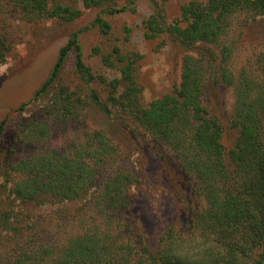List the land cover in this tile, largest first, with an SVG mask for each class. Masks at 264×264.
Listing matches in <instances>:
<instances>
[{
	"label": "trees",
	"instance_id": "trees-1",
	"mask_svg": "<svg viewBox=\"0 0 264 264\" xmlns=\"http://www.w3.org/2000/svg\"><path fill=\"white\" fill-rule=\"evenodd\" d=\"M120 1L82 3L84 8L105 6L104 11L114 14L134 10L137 0H124L122 5ZM168 1L150 0L153 11L144 20V36L169 35L185 50L180 82L171 92L144 103L136 74L142 55L123 53L118 46L103 58L115 75H94L75 33L60 48L48 78L32 99L50 94L45 109L58 118L80 119L82 109L92 103L128 126L143 128L170 148L201 206L187 221L172 222L157 238L147 236L132 210L130 190L139 177L118 163L110 137L96 129L68 149L31 150L5 164L14 175L8 182L16 200L38 205L82 202L76 219L85 218L93 206L102 224H86L62 243H47L38 220L26 215L24 224L21 210L0 209V264H264V51L256 55L253 67L242 66L235 73L229 65L232 47L222 41L241 13L264 14V0H187L179 19L171 21L165 12ZM9 9L27 21L45 16L75 19L82 13L58 0H0V14ZM93 25L105 35L111 31L110 22L100 14ZM6 26L7 19L0 16V62L11 45ZM71 49L76 52L77 76L85 84L97 79L104 84L105 95L91 88L84 96L56 84ZM209 83L233 89L228 119L238 131L233 147L222 142V120L204 102ZM53 87L57 89L52 91ZM13 127L10 144L14 145L35 146L48 133L44 123L23 116Z\"/></svg>",
	"mask_w": 264,
	"mask_h": 264
},
{
	"label": "rangeland",
	"instance_id": "rangeland-1",
	"mask_svg": "<svg viewBox=\"0 0 264 264\" xmlns=\"http://www.w3.org/2000/svg\"><path fill=\"white\" fill-rule=\"evenodd\" d=\"M58 1L81 9V15L75 19L45 16L38 21H27L13 9L0 14L7 19L6 27L11 38L6 59L0 62V122L4 123L5 129L0 136V209L21 210L24 224L28 222L26 215L31 217L30 220H38L42 239L47 243H62L81 232L86 224L101 225L96 213L98 210L93 206L84 213L85 218L76 219V209L82 202L48 201L38 205L16 200L9 191L11 182H8L14 175L9 173L5 162L17 160L31 150L68 149L74 143L84 142L88 132L102 129L117 148L118 163L138 175V185L130 190L133 214L143 232L150 238H157L175 220L187 221L202 204L193 194L190 181L170 148L152 139L143 128L128 126L92 103L82 109L80 119H62L45 109L52 97L50 94H42L36 99L32 97L48 78L60 48L75 33L85 64L97 76L115 75L114 69L110 68V64L107 67L103 58L116 46L123 53L135 51L142 55L137 61L136 74L142 86L144 103L171 92L179 84L185 50L169 35L154 38L144 36V20L153 11L150 0H137L134 10L126 8L114 14L104 11L105 6L84 8L82 0ZM124 2L121 0L119 4ZM185 2L187 0H169L165 3L168 21L179 19L181 5ZM99 14L110 22L109 34H103L98 26L93 25ZM222 41L232 47L229 65L235 73L242 66L253 67L256 55L264 51V14L241 13L234 18ZM75 56V50L71 49L56 84L77 89L84 96L90 93L91 88L99 95H105L106 88L97 79L85 84L77 76L74 71ZM56 89L53 87L52 91ZM52 91L51 94L54 93ZM204 98L210 112L222 120V142L227 148L233 147L238 131L230 126L228 120L234 102L232 87L209 83ZM22 103H25L23 109L18 110ZM20 116L44 123L48 128L47 137L35 146L19 142L10 144L13 124ZM0 231L3 230L0 228Z\"/></svg>",
	"mask_w": 264,
	"mask_h": 264
}]
</instances>
